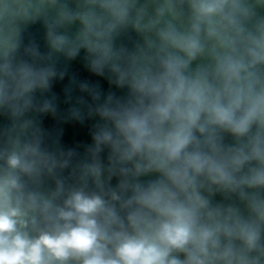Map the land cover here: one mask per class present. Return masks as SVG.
<instances>
[{"label":"clouds","instance_id":"9594fccd","mask_svg":"<svg viewBox=\"0 0 264 264\" xmlns=\"http://www.w3.org/2000/svg\"><path fill=\"white\" fill-rule=\"evenodd\" d=\"M0 264H264V0H0Z\"/></svg>","mask_w":264,"mask_h":264}]
</instances>
